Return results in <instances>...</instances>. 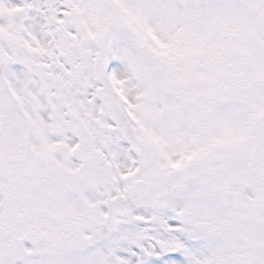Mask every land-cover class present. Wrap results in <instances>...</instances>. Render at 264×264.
I'll return each mask as SVG.
<instances>
[{
  "label": "snow or ice",
  "instance_id": "1",
  "mask_svg": "<svg viewBox=\"0 0 264 264\" xmlns=\"http://www.w3.org/2000/svg\"><path fill=\"white\" fill-rule=\"evenodd\" d=\"M0 264H264V0H0Z\"/></svg>",
  "mask_w": 264,
  "mask_h": 264
}]
</instances>
